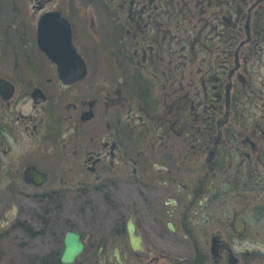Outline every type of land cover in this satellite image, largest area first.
Segmentation results:
<instances>
[{"label":"flooded vegetation","instance_id":"af4514ba","mask_svg":"<svg viewBox=\"0 0 264 264\" xmlns=\"http://www.w3.org/2000/svg\"><path fill=\"white\" fill-rule=\"evenodd\" d=\"M24 3L0 9V264L51 204L86 264H264V0Z\"/></svg>","mask_w":264,"mask_h":264},{"label":"rangeland","instance_id":"374dc122","mask_svg":"<svg viewBox=\"0 0 264 264\" xmlns=\"http://www.w3.org/2000/svg\"><path fill=\"white\" fill-rule=\"evenodd\" d=\"M24 2L25 0H0V9L24 8ZM40 224L44 229V234L40 237L30 240L14 239V264H54L62 250L64 231L68 228H80L74 218V208L65 207L58 211L56 205L52 204L47 206L46 212L40 216ZM23 242H27L29 246L21 245ZM86 258H79L75 264L89 263Z\"/></svg>","mask_w":264,"mask_h":264},{"label":"water","instance_id":"95a60500","mask_svg":"<svg viewBox=\"0 0 264 264\" xmlns=\"http://www.w3.org/2000/svg\"><path fill=\"white\" fill-rule=\"evenodd\" d=\"M131 242H134L133 229L129 230ZM83 242L80 239V234L72 230H67L63 238V249L60 254L59 264H73L76 258L80 255L83 249Z\"/></svg>","mask_w":264,"mask_h":264}]
</instances>
